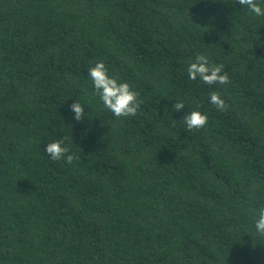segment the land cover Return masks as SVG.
I'll return each instance as SVG.
<instances>
[{
  "label": "trees",
  "instance_id": "16d2710c",
  "mask_svg": "<svg viewBox=\"0 0 264 264\" xmlns=\"http://www.w3.org/2000/svg\"><path fill=\"white\" fill-rule=\"evenodd\" d=\"M198 54L230 83L190 80ZM97 61L139 92L135 117L93 95ZM191 111L204 128L186 131ZM62 139L71 165L44 151ZM260 208L264 16L237 0H0V264H264Z\"/></svg>",
  "mask_w": 264,
  "mask_h": 264
},
{
  "label": "clouds",
  "instance_id": "9594fccd",
  "mask_svg": "<svg viewBox=\"0 0 264 264\" xmlns=\"http://www.w3.org/2000/svg\"><path fill=\"white\" fill-rule=\"evenodd\" d=\"M237 2L246 6L251 13L257 16H264V8L260 6L258 0H237ZM223 65L210 64L209 58L204 54H198L195 61L187 67V74L190 80L199 78L205 85H227L230 78L223 71ZM88 75L92 80L94 93L98 96L103 106L117 117H135L143 101L139 100V92L135 91L127 82H119L117 78L109 75V70L103 61H97L94 66L88 69ZM210 102L218 111H227L228 105L221 96L213 91L210 94ZM185 107V103L176 101L173 111L179 112ZM72 112L75 114L76 121H82L85 114V108L78 102L70 105ZM182 122L186 125V131L191 132L193 129H202L208 123V117L199 111H191L185 115ZM53 161L65 160L71 165L79 157L70 151L65 141L57 140L47 144L44 150ZM255 228L257 233L264 236V208L257 212Z\"/></svg>",
  "mask_w": 264,
  "mask_h": 264
}]
</instances>
